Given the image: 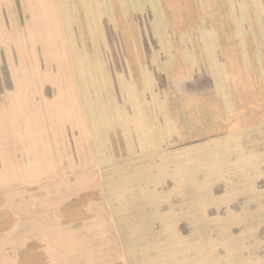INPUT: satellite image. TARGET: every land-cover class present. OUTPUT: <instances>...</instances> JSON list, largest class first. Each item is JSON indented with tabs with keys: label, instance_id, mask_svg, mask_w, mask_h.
Returning <instances> with one entry per match:
<instances>
[{
	"label": "rangeland",
	"instance_id": "rangeland-1",
	"mask_svg": "<svg viewBox=\"0 0 264 264\" xmlns=\"http://www.w3.org/2000/svg\"><path fill=\"white\" fill-rule=\"evenodd\" d=\"M229 4L0 0V121L31 131L0 164L25 165L19 202L66 229L48 236L64 256L31 242L22 264H264L263 81ZM203 38L240 76L238 122L187 67Z\"/></svg>",
	"mask_w": 264,
	"mask_h": 264
},
{
	"label": "crops",
	"instance_id": "crops-1",
	"mask_svg": "<svg viewBox=\"0 0 264 264\" xmlns=\"http://www.w3.org/2000/svg\"><path fill=\"white\" fill-rule=\"evenodd\" d=\"M138 1H147L148 3L152 1L157 3L158 0ZM222 2L227 4L231 2L235 3V11L237 12L235 15L240 19L237 27L241 30L242 35L240 51L244 60L243 64L249 69L253 66L256 67V71L263 81L262 90L264 94V0H222ZM172 21L174 23V17ZM216 32L214 31V34ZM200 44L203 52L201 58L196 55V49L195 51L194 49L186 50L187 67H190L192 70L201 68L203 75L212 78L215 85L213 94L221 102L220 106L223 107L225 123L232 124L238 122L242 119L243 115L240 116L239 114L240 109H238L239 104L236 100L235 79L237 77L239 81L240 76L231 68L229 62L223 58V46L220 45L221 47H218L217 43L215 44V39L213 41H207V39L203 38ZM242 71V75L247 76L244 73L245 70ZM148 95L154 98V100L160 99L161 97L155 92L147 90L144 92V97H148ZM163 97H166V95ZM208 101H206L207 105L211 103ZM209 107L211 109L210 105ZM212 108L215 110V107L212 106ZM253 121L256 123L249 124L247 128L255 129L256 126V129H258L257 119L255 118ZM13 122L2 123L0 121V155H14L17 152L16 149L18 146H20L21 152H27L28 146H30V144H25L23 139L25 138L26 140L30 136L31 131L18 128V122ZM253 125L255 126L253 127ZM241 126V129L248 130L247 128H243L246 126L241 124L239 128ZM236 130L238 129L228 132L226 139L231 136L230 140L237 138L233 137ZM27 161L29 159L25 162ZM20 164L15 159L7 160L6 158H3L0 164V264H22L19 253L27 250L31 242H37L40 245L49 243V248L50 245L57 248H54V250L50 248L49 251H51L53 256L55 254L65 255L63 250H60L58 246L52 244H57V240L60 237L57 236L52 241H49L48 237L50 236L49 229L51 227L54 232H58L61 228L60 232L66 236V229L61 225L60 227L57 225L59 221L64 222V219L59 220V217H56L53 220H49V217H42V213L39 210L38 215L35 216L34 211L31 209L28 210L30 207L25 206V204L18 200V198L23 196L20 193L25 192L29 187V183H27L28 185L26 183L22 184V182H20L22 185H17L16 183L19 182V175L23 174L22 169L26 167ZM25 174H27L26 176L32 177L33 173L29 172L23 175ZM53 264H60V262L56 261Z\"/></svg>",
	"mask_w": 264,
	"mask_h": 264
}]
</instances>
